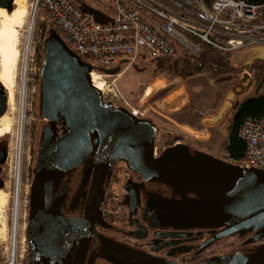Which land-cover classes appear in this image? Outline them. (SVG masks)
Returning <instances> with one entry per match:
<instances>
[{
    "label": "water",
    "instance_id": "1",
    "mask_svg": "<svg viewBox=\"0 0 264 264\" xmlns=\"http://www.w3.org/2000/svg\"><path fill=\"white\" fill-rule=\"evenodd\" d=\"M14 4L15 0H0L8 13L15 10ZM249 50L253 56L245 66L251 71L255 60L264 61V46ZM42 54L38 113L43 124L29 195L28 264H95L97 259L108 264H182L127 248L97 232L95 224L104 222L107 188L119 162L147 179L163 182V227L205 231L210 236L204 248L223 238L239 240L234 251L243 252L213 256L199 264H264L263 170L203 151L180 134L156 156L159 129L153 120L106 101L93 84L95 67L73 52L54 28L43 39ZM102 70L118 74L121 67ZM244 75L250 82L245 85L244 78L238 85L241 90L234 88L217 115L204 120L206 124L215 125L235 98L251 87L249 73ZM7 106V90L0 81V118ZM8 156L9 142L0 139V190L5 188L2 172ZM79 168L84 172L71 210L79 206L91 178L92 183L85 194L84 213L71 221L62 216L67 191L53 201L46 195L51 178ZM95 240L101 243L98 250L91 249Z\"/></svg>",
    "mask_w": 264,
    "mask_h": 264
},
{
    "label": "built area",
    "instance_id": "2",
    "mask_svg": "<svg viewBox=\"0 0 264 264\" xmlns=\"http://www.w3.org/2000/svg\"><path fill=\"white\" fill-rule=\"evenodd\" d=\"M116 3L114 19L106 22H99L93 13L83 11L73 0H32L31 7L35 17L50 24L73 52L95 67L94 74L101 78L115 77L109 83L103 81L104 99L125 106L138 117H144L141 104L135 95H125L117 81L145 55L196 56L202 51V43L221 51L264 46V3L255 5L245 0H116ZM116 67H121L118 74L102 70ZM254 70L244 68L239 72L247 71L251 77ZM239 135L246 143L241 164L264 171V115L246 119ZM20 159L19 154V165ZM17 170L14 177L18 181ZM19 190L15 186L12 196L15 207L19 204ZM14 218L12 243L0 247V264H23L24 257L16 245L18 210Z\"/></svg>",
    "mask_w": 264,
    "mask_h": 264
},
{
    "label": "rangeland",
    "instance_id": "3",
    "mask_svg": "<svg viewBox=\"0 0 264 264\" xmlns=\"http://www.w3.org/2000/svg\"><path fill=\"white\" fill-rule=\"evenodd\" d=\"M31 1L27 0V13L23 24L19 29V49L20 61L17 70V85H19L18 94L25 87L26 103L23 118V127L20 129L21 112L17 113L16 127L12 134L6 137L0 136V139H6L9 142L8 161L4 165L6 173L5 191L8 195L5 203L2 205L0 214V247L3 249L12 243L14 228V212L18 210V229H17V247L19 254L26 257L27 241L26 226L29 215V195L31 189V169L34 168L36 161L35 145L39 140V127L43 120L38 113L39 98V75L43 61L42 43L44 39L43 26L37 17L32 13ZM83 1V0H82ZM92 4L101 11L110 12L111 8L116 7V0H84ZM85 4V3H84ZM16 9V4H14ZM244 69V68H242ZM244 73L238 72L219 75L210 73L186 78L170 80L166 75L156 71L155 58L145 55L135 62L117 81L120 90L125 95H135L142 106L144 117L153 120L159 129L158 137L183 135L187 142L199 147L203 151L210 152L219 157H226L225 142L229 133V125L236 113L238 103L255 93V87L263 75L254 70L251 74L252 85L245 93L235 98L233 104L229 106L223 117L213 127L221 137H226L224 141L212 143L211 135L208 139L197 137L189 132L195 131L191 128H200L206 124L204 120L214 118L219 110L228 100L233 89L240 91L238 85L243 80ZM249 73V72H247ZM207 74V75H206ZM24 76L26 78L25 86ZM95 77L99 74L95 73ZM171 77L170 75H168ZM193 76V77H192ZM115 77L101 78L102 82H110ZM175 78V77H171ZM247 77L245 83H249ZM19 83V84H18ZM174 88L166 98L159 96L163 87ZM105 87V85H103ZM18 98L20 99L19 95ZM189 125H192L191 127ZM212 126V125H211ZM41 128V127H40ZM166 138H163V141ZM21 155V163L18 164V155ZM33 166V167H32ZM18 169V170H17ZM18 171V181L14 177L15 171ZM18 185L19 204L15 207L12 196L15 186ZM23 262V260H22Z\"/></svg>",
    "mask_w": 264,
    "mask_h": 264
},
{
    "label": "flooded vegetation",
    "instance_id": "4",
    "mask_svg": "<svg viewBox=\"0 0 264 264\" xmlns=\"http://www.w3.org/2000/svg\"><path fill=\"white\" fill-rule=\"evenodd\" d=\"M245 60L248 62L251 58L247 57ZM173 137L167 136L164 141L163 135L157 137L156 156L163 152V148L174 144ZM35 154L37 158L38 141L35 145ZM34 162L36 163V161ZM33 169H31V185L34 179ZM4 170L5 167L2 172L3 177L6 176ZM83 172L79 168L76 171L65 173V177L49 180L50 193L46 195L47 199L53 201V198L63 193L62 191L65 189L67 191V210L62 212V216L71 221H76L84 213L85 194L92 183L91 178L86 184L85 191L83 190L81 194L79 206L75 210H71L73 195L81 185ZM103 218V223L95 224L97 232L102 236L127 248L177 263L199 264L213 256H226L242 251H234V245L239 241L236 238H223L204 248L203 245L210 236L205 231L163 227V182L147 179L144 174L130 169L124 162L117 163L113 168L107 188ZM44 226L48 227L46 223ZM100 246L101 243L95 240L91 244V249L98 250ZM27 252L28 241L23 264H28ZM95 264L108 263L97 259Z\"/></svg>",
    "mask_w": 264,
    "mask_h": 264
},
{
    "label": "trees",
    "instance_id": "5",
    "mask_svg": "<svg viewBox=\"0 0 264 264\" xmlns=\"http://www.w3.org/2000/svg\"><path fill=\"white\" fill-rule=\"evenodd\" d=\"M250 4H263L264 0H245ZM80 8L85 12L93 13L99 22H106L101 10L91 9L86 4L81 3ZM53 28L50 24L45 23L43 26L44 37L49 29ZM250 47H244L238 50L221 51L213 46L202 43V51L196 56H190L183 53L177 57H159L155 58L156 71L164 72L171 77L186 78L188 75H203L195 73H212V74H231L238 73L240 69L246 68L245 58H251L253 53ZM86 62H89L86 60ZM252 67L255 71L261 73L263 77L255 87V93L241 100L237 105L236 113L230 125L228 137L225 142V151L227 159L237 163H243L245 160L246 143L241 139L239 130L244 121L248 118H257L264 115V61L255 60ZM207 75V74H206ZM192 76V77H193ZM221 76H218V79ZM179 81L181 78H178ZM167 90L159 93L164 96ZM163 138H166L164 134Z\"/></svg>",
    "mask_w": 264,
    "mask_h": 264
},
{
    "label": "bare ground",
    "instance_id": "6",
    "mask_svg": "<svg viewBox=\"0 0 264 264\" xmlns=\"http://www.w3.org/2000/svg\"><path fill=\"white\" fill-rule=\"evenodd\" d=\"M26 1L27 0H15L16 9L12 13H8L6 9L0 7V81L5 86L8 94V109L5 115L0 118V136L2 137H6L7 134H12L14 132L17 113L19 111L21 112L20 129L22 130L23 127L22 122L26 103V91L24 87L26 78L24 76V88H22L21 93L18 94L17 87H19V85H17V70L20 61L19 29L27 13ZM245 72L247 73V71ZM244 78L247 79L246 75L243 76V79ZM92 80L97 88L103 91L106 90L100 76L95 77L93 73ZM7 195L5 191L0 190V214Z\"/></svg>",
    "mask_w": 264,
    "mask_h": 264
},
{
    "label": "crops",
    "instance_id": "7",
    "mask_svg": "<svg viewBox=\"0 0 264 264\" xmlns=\"http://www.w3.org/2000/svg\"><path fill=\"white\" fill-rule=\"evenodd\" d=\"M73 1H75L79 5V7H80V4L81 3H85L91 9H97V10H99L98 8H95L92 4H89L87 1H84V0L83 1L82 0H73ZM116 11H117V3H116V7L115 8H111L110 9V12L102 11L103 12L102 15L104 17H107L108 20H112L115 17ZM218 75H221V74H218ZM166 76L170 80L180 78V77L171 78L168 75H166ZM167 86L168 85H165L163 87V90H167L168 89L167 93L163 96V98H166V96H168L172 91L176 90L174 88H171V87L169 88ZM189 126L191 127L192 125H189ZM191 128L195 129V132L201 133L199 135H201L202 138L207 139L206 137H204V134L209 135V136L211 135V140H212L211 142L212 143H218V142H221L222 143L224 141V139L226 138V137H221L218 134V132H216V129L213 127V125L212 126L211 125H201L200 128H195L194 126H192Z\"/></svg>",
    "mask_w": 264,
    "mask_h": 264
}]
</instances>
